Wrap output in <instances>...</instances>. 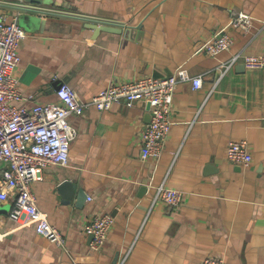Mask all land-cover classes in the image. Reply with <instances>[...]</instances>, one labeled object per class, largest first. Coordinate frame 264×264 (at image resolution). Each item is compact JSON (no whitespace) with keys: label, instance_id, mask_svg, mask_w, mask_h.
Wrapping results in <instances>:
<instances>
[{"label":"crops","instance_id":"crops-1","mask_svg":"<svg viewBox=\"0 0 264 264\" xmlns=\"http://www.w3.org/2000/svg\"><path fill=\"white\" fill-rule=\"evenodd\" d=\"M0 0V13L27 33L18 70V107L57 103L67 82L83 101L111 81L181 74L173 122L159 161L141 157L150 106H90L70 122L78 131L67 165H48L33 183L37 204L66 238V247L20 226L2 210L0 264H200L223 255L228 264H264V69H230L239 53L264 52V0ZM31 7H41L36 12ZM258 21L231 28V11ZM96 19L121 32H96ZM229 27V28H228ZM230 49L202 46L221 30ZM201 76L195 89L192 78ZM247 140L253 162L228 160L232 141ZM69 184L68 187L65 185ZM185 192L179 207L155 201L160 186ZM110 214L106 244L91 246L86 224Z\"/></svg>","mask_w":264,"mask_h":264},{"label":"built area","instance_id":"built-area-1","mask_svg":"<svg viewBox=\"0 0 264 264\" xmlns=\"http://www.w3.org/2000/svg\"><path fill=\"white\" fill-rule=\"evenodd\" d=\"M36 12H45L41 7H31ZM229 27L249 29L258 21L250 14L232 10ZM98 25H111L108 20L96 19ZM264 24V22H263ZM228 27V28H229ZM27 33L18 25L16 17L7 20L6 13H0V224L1 210L12 200L8 217L20 226L36 227L37 233L61 248L66 247V238L51 223L46 212L37 204L33 183L43 179L48 165H67L72 142L78 131L70 122L73 115L81 116L90 106L99 110H110L116 104L127 107L137 102L150 106L151 119L143 131L141 157L144 160L159 161L166 148L173 122L174 106L181 74L167 77L147 76L125 82L111 81L92 100L83 101L77 92L62 82L57 90L59 102L38 103L29 107H18L15 102L24 99L20 90L18 70L21 66L19 48ZM233 45V37L227 29L221 30L206 42L201 50L218 55ZM239 63L247 69H264V52L257 55L239 53L225 64L221 75L215 80L216 89L220 78ZM193 86H203L201 76L192 78ZM230 162L248 167L253 154L247 140L232 141L226 151ZM185 200V192L160 186L155 201H163L172 207H179ZM115 219L110 214L96 215L86 224L85 231L92 236L91 246L101 249L109 239ZM72 264H86L73 260ZM200 264H228L223 255H209Z\"/></svg>","mask_w":264,"mask_h":264},{"label":"water","instance_id":"water-1","mask_svg":"<svg viewBox=\"0 0 264 264\" xmlns=\"http://www.w3.org/2000/svg\"><path fill=\"white\" fill-rule=\"evenodd\" d=\"M28 2H36V3H39V4H44V3H49L48 0H26ZM93 24H90V27L93 28L96 32H100V31H117V32H121L122 30L120 28H117L115 26H112V25H98L97 23H94L92 22ZM246 69L245 65L244 64H239L237 65V70L239 72H243L244 70ZM1 165V164H0ZM66 187L69 186V184H66L65 185ZM92 238V236H91Z\"/></svg>","mask_w":264,"mask_h":264}]
</instances>
